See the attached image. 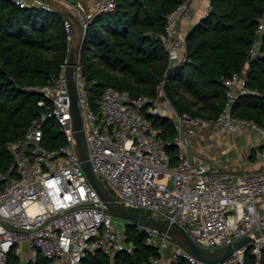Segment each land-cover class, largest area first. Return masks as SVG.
<instances>
[{
	"label": "built area",
	"instance_id": "built-area-1",
	"mask_svg": "<svg viewBox=\"0 0 264 264\" xmlns=\"http://www.w3.org/2000/svg\"><path fill=\"white\" fill-rule=\"evenodd\" d=\"M29 4L25 0H16ZM207 1L203 15L211 7ZM52 8L44 0H36ZM66 4L89 27L97 15L113 10L117 0H97L87 9L80 2ZM191 0L167 14L159 34L170 65L186 57L188 30L193 20ZM259 31L264 28L260 18ZM68 56L61 71L46 83L26 88L41 94V114L25 134L9 142L14 166L0 174V264L16 252L17 264H28L38 254L47 264H83L87 255L102 252L111 262L136 244L127 233L128 219L115 214L91 181L81 158L71 109L69 54L74 25L66 16ZM255 40L251 57L258 54ZM163 80L157 95H133L128 89L107 85L97 90L81 58L74 66V85L81 110L89 158L96 174L112 187L126 207L146 208L151 218L186 231L201 247L217 250L264 229V171L233 172L220 166L222 159L206 158L193 151L197 137L207 127L229 135L242 127L256 132L264 155V126L232 112L243 94L256 93L247 85L245 72L225 79L226 101L216 118L180 112L167 95ZM169 116L173 137L163 135L154 117ZM57 129L58 135L49 136ZM60 139L54 145L53 141ZM176 147V161L170 146ZM145 231L146 243L155 249L144 264H246L252 250L254 264H264V235L254 237L221 262L198 258L179 237L157 227L136 224Z\"/></svg>",
	"mask_w": 264,
	"mask_h": 264
},
{
	"label": "trees",
	"instance_id": "trees-1",
	"mask_svg": "<svg viewBox=\"0 0 264 264\" xmlns=\"http://www.w3.org/2000/svg\"><path fill=\"white\" fill-rule=\"evenodd\" d=\"M185 0H117L115 9L97 15L88 27L81 61L89 79H97L96 89L107 85L128 89L133 95H157L164 87L180 112L216 118L226 101L225 79L245 72L247 85L256 93L239 97L232 108L238 116L264 126V0H210L206 15L187 32L186 57L170 65L159 34L167 14ZM66 16L42 4H21L0 0V174L14 166L9 142L22 137L42 111L41 94L26 88L46 83L61 71L68 56ZM258 54L251 57L255 40ZM163 135L173 137L172 118L154 117ZM58 130L48 132L58 135ZM56 145L60 139H55ZM175 160L176 147L170 146ZM136 246L117 253L114 261L102 253L87 255L83 264H144L155 253L145 241V231L127 225ZM12 251L8 264H17ZM251 249L246 264H254ZM38 254L28 264H47ZM182 264H190L183 261Z\"/></svg>",
	"mask_w": 264,
	"mask_h": 264
},
{
	"label": "water",
	"instance_id": "water-1",
	"mask_svg": "<svg viewBox=\"0 0 264 264\" xmlns=\"http://www.w3.org/2000/svg\"><path fill=\"white\" fill-rule=\"evenodd\" d=\"M44 1H46L53 9L59 11L65 16H68L74 25V39L69 54V70H68L71 109L74 120V128H75L79 152L83 160V164L88 172L91 181L99 190L101 196L107 201L111 210L115 214L128 219L129 225H136V224L150 225L157 227L163 231H166L172 236L179 237L181 242L186 244L189 247V249L198 258L207 262H221L227 256L231 255L236 249L240 248L244 244L249 243V241L253 240L254 237L264 235V229L257 230L254 233L239 240H236L232 243H229L222 248H219L214 251L208 250L201 247L182 228L164 222L162 220L151 218L144 212L130 209L126 207L124 204H122L112 194V192L105 186L101 178L96 174L93 164L89 158V152L84 134L81 110L78 104L77 93L74 85V66L81 58L82 49L88 37V27L86 28L83 26L80 19L76 16V14L69 8V6L66 3L61 2L60 0H44Z\"/></svg>",
	"mask_w": 264,
	"mask_h": 264
},
{
	"label": "crops",
	"instance_id": "crops-1",
	"mask_svg": "<svg viewBox=\"0 0 264 264\" xmlns=\"http://www.w3.org/2000/svg\"><path fill=\"white\" fill-rule=\"evenodd\" d=\"M29 4H35L36 0H25ZM80 2L87 9L92 10L97 0H60ZM193 6V20L183 21V28L189 30L196 24L207 7V1L191 0ZM262 143L257 138L254 130L247 127L239 128L229 135H220L218 130L213 127H207L197 137L193 145V151L212 159L220 157L222 159L220 166L233 172L264 171V155L259 153Z\"/></svg>",
	"mask_w": 264,
	"mask_h": 264
},
{
	"label": "rangeland",
	"instance_id": "rangeland-1",
	"mask_svg": "<svg viewBox=\"0 0 264 264\" xmlns=\"http://www.w3.org/2000/svg\"><path fill=\"white\" fill-rule=\"evenodd\" d=\"M174 161H176V159H175ZM105 184H106V186L108 187V184H107L106 182H105ZM110 191L112 192V194H113L114 196L117 195L116 191H115L112 187L110 188ZM135 210H137V211H141V212H144V213H146L147 215H151V211L148 210V209H146V208H136Z\"/></svg>",
	"mask_w": 264,
	"mask_h": 264
}]
</instances>
